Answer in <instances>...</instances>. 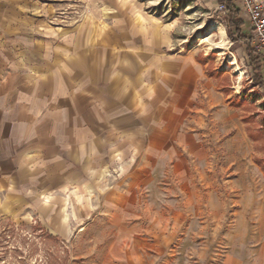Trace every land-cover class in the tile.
Here are the masks:
<instances>
[{
    "label": "rangeland",
    "instance_id": "obj_1",
    "mask_svg": "<svg viewBox=\"0 0 264 264\" xmlns=\"http://www.w3.org/2000/svg\"><path fill=\"white\" fill-rule=\"evenodd\" d=\"M219 4L0 0L1 74L59 73L64 107L78 92L82 105L91 102L89 66L99 94L117 78L129 100L151 89L168 59L188 55L202 65L220 103L203 127L190 130L200 151L187 158L186 179L164 174L159 165L152 176L137 180V161L123 159L120 144L99 143L95 163L76 167L73 190L48 193L47 207L0 217V264H264V86L251 84L243 44L228 38ZM213 22L225 30L226 52L243 72L240 81L215 47L208 52L197 43ZM218 35L211 34L213 44ZM98 100L111 105V98ZM104 169L108 176L96 184ZM135 183L136 191H126ZM183 183L196 194L190 206L176 192ZM63 198L69 200L65 238L56 234ZM174 215H181L176 239L159 241L156 227L162 221L168 238Z\"/></svg>",
    "mask_w": 264,
    "mask_h": 264
},
{
    "label": "crops",
    "instance_id": "obj_2",
    "mask_svg": "<svg viewBox=\"0 0 264 264\" xmlns=\"http://www.w3.org/2000/svg\"><path fill=\"white\" fill-rule=\"evenodd\" d=\"M167 62L144 97L136 94L130 101L122 95L127 88L117 78L106 82V93L99 94L95 69L89 66L91 102L82 105L80 93H73L76 98L68 107L62 101L66 90L59 73L0 72V217L14 218L18 208L47 207L43 199L48 193L73 190L76 167L95 163L99 143L120 144L123 159L137 161L132 170L137 180L152 176L159 165L164 174L186 179L187 158L200 151L190 130L203 127L206 116L216 113L220 103L194 56ZM103 97L111 98V105L98 103ZM112 159L108 156L105 161ZM107 172L104 169L98 175L96 184L104 181ZM137 189L135 183L126 191ZM176 192L186 206L196 200L195 191L184 183ZM68 205V198H63L61 227L56 233L63 238L69 223ZM18 217L31 220L30 214ZM170 218L168 238L162 221L155 228L161 234L159 241L176 239L181 215Z\"/></svg>",
    "mask_w": 264,
    "mask_h": 264
},
{
    "label": "trees",
    "instance_id": "obj_3",
    "mask_svg": "<svg viewBox=\"0 0 264 264\" xmlns=\"http://www.w3.org/2000/svg\"><path fill=\"white\" fill-rule=\"evenodd\" d=\"M226 8L225 25L228 38L233 42H241L244 47L245 64L251 73V84L259 88L264 86V61L256 55L251 44L250 38L244 32V23L239 17V8L232 6L228 0H218Z\"/></svg>",
    "mask_w": 264,
    "mask_h": 264
},
{
    "label": "built area",
    "instance_id": "obj_4",
    "mask_svg": "<svg viewBox=\"0 0 264 264\" xmlns=\"http://www.w3.org/2000/svg\"><path fill=\"white\" fill-rule=\"evenodd\" d=\"M239 8V17L244 23L243 30L249 37L256 55L264 61V0H228ZM218 11L225 14L226 8L219 4Z\"/></svg>",
    "mask_w": 264,
    "mask_h": 264
},
{
    "label": "bare ground",
    "instance_id": "obj_5",
    "mask_svg": "<svg viewBox=\"0 0 264 264\" xmlns=\"http://www.w3.org/2000/svg\"><path fill=\"white\" fill-rule=\"evenodd\" d=\"M215 32L219 34L218 35L219 36V42L213 44L210 40V36L212 33H215ZM197 43H199V46L204 45L206 48L205 50L208 52L213 51V48L215 47V49L219 53V58L221 59V57L225 56V60H227L228 64L234 68V72L238 75V81H240V78L242 77L243 72L240 69L238 63L236 62V57L233 54H231L230 52H228V53L226 52V50H227V47H226L227 46V38H226V33H225L223 26H221L217 22H213L208 27L207 35L206 36H199Z\"/></svg>",
    "mask_w": 264,
    "mask_h": 264
}]
</instances>
